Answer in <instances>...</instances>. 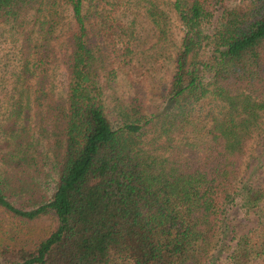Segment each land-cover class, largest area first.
<instances>
[{
  "label": "trees",
  "instance_id": "trees-1",
  "mask_svg": "<svg viewBox=\"0 0 264 264\" xmlns=\"http://www.w3.org/2000/svg\"><path fill=\"white\" fill-rule=\"evenodd\" d=\"M169 3L182 33L163 105L149 112L148 69L103 0H0L24 88L0 120V264L264 260V187L243 177L250 141L264 135V0ZM63 5L72 23L58 30ZM154 21L162 39L166 22ZM121 73L132 94L115 128L103 78ZM202 109L206 135L192 138ZM150 127L145 145L138 137ZM41 160L54 172L50 192Z\"/></svg>",
  "mask_w": 264,
  "mask_h": 264
},
{
  "label": "rangeland",
  "instance_id": "rangeland-1",
  "mask_svg": "<svg viewBox=\"0 0 264 264\" xmlns=\"http://www.w3.org/2000/svg\"><path fill=\"white\" fill-rule=\"evenodd\" d=\"M103 2L105 4V14L108 13L111 15L110 19L121 22L125 25V28L132 32L129 39L132 44L133 56L140 65L148 69L146 76L148 111L152 112L160 109L163 105L161 95L169 82L173 70V55L182 33L169 0H103ZM59 10L61 18L58 30H63L72 23L71 10L69 6L65 7L64 5L63 7L60 6ZM151 10L156 12L162 10L164 14L155 12L154 15H151ZM153 16L158 18L161 24L166 22L162 39L157 37L158 29ZM19 43L18 35L10 31L8 25L0 26V120L6 118L12 101L21 99L22 93H24V88L19 89L20 82L16 78L20 65ZM51 80L55 90L64 89L66 78L62 69H55ZM131 94L132 89L129 81L123 73L109 82L103 78L104 108L107 117L115 128L121 125L124 120L123 109ZM203 112L204 110L199 113L201 115L196 119L193 131H188L192 138L197 139L206 135L205 123L207 119H204ZM158 125L161 128V125ZM39 128V126L35 127L37 134L42 140H46V130ZM156 132L154 127H150L138 138L146 145L147 141L150 142L154 139ZM163 135L166 136L164 133ZM49 162L41 160L39 163L41 170L39 179L47 186L48 192L54 186V172L50 168ZM243 177L245 182L252 181L256 185L264 187L263 134L255 135L250 141L249 151L243 165ZM242 210L244 209L241 208ZM239 213L241 212L239 211ZM237 220L239 230H245L250 226L251 221L243 214ZM5 226H8L7 222H4L3 227ZM2 229H0V241ZM258 264H264V260H260Z\"/></svg>",
  "mask_w": 264,
  "mask_h": 264
}]
</instances>
